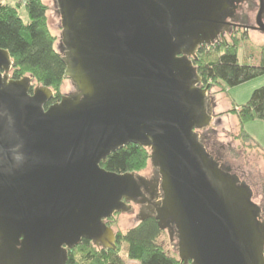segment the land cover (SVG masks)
Masks as SVG:
<instances>
[{
	"label": "water",
	"instance_id": "water-1",
	"mask_svg": "<svg viewBox=\"0 0 264 264\" xmlns=\"http://www.w3.org/2000/svg\"><path fill=\"white\" fill-rule=\"evenodd\" d=\"M234 1L54 0L76 93L49 107L55 92L13 79L0 49V264H68L84 240L116 251L107 221L146 197L135 173L104 165L130 144L152 152L154 213L183 264H264L251 188L199 134L217 104L191 58L217 43Z\"/></svg>",
	"mask_w": 264,
	"mask_h": 264
},
{
	"label": "trees",
	"instance_id": "trees-1",
	"mask_svg": "<svg viewBox=\"0 0 264 264\" xmlns=\"http://www.w3.org/2000/svg\"><path fill=\"white\" fill-rule=\"evenodd\" d=\"M23 3L29 16L27 23L20 15ZM47 10L42 0H18L17 6L0 0V49L9 51L12 57L13 79L20 80L29 74L36 82L52 89L55 95L57 93L56 97L60 99L62 84L68 80L66 65L56 47V37L49 30ZM239 48L236 39L232 43L219 41L202 47L197 58H191L205 87L209 86L210 90L217 88L219 93H225L264 78V46L257 64H241ZM225 114L235 115L238 119L239 132L235 140L250 150L259 148L244 126L253 121L264 123V87L256 89L244 105L232 102V109ZM151 153L149 149L130 144L112 154L104 168L119 174L141 172L147 167ZM160 236L156 222L149 221L118 233L116 251L99 249L84 240L69 253L68 264H123L120 254L122 244L127 246L129 259L139 264H183L177 253L160 243Z\"/></svg>",
	"mask_w": 264,
	"mask_h": 264
},
{
	"label": "rangeland",
	"instance_id": "rangeland-1",
	"mask_svg": "<svg viewBox=\"0 0 264 264\" xmlns=\"http://www.w3.org/2000/svg\"><path fill=\"white\" fill-rule=\"evenodd\" d=\"M4 4H8L11 6H17L18 0H1ZM43 3L47 7V20H48V27L50 32L53 34V36L56 37V47L59 48L60 44V38H61V21L60 17L57 15L55 11V3L53 0H42ZM20 15L24 22L29 21V16L26 12L25 3L21 5L20 9ZM236 39L239 41V60L241 64L244 63H253L257 64L260 60V50L261 47L264 46V34L259 31H250L248 34L244 35H236L235 37H231L229 35L226 36V39L222 40V42H228L232 43V40ZM13 75V71L11 73ZM30 76L29 74L26 75V77ZM31 77V76H30ZM263 78H260L256 81H253L247 85L240 86L234 89H229L225 91V93H219L218 89L212 88L211 92L213 94V98L216 102V104L219 106V104L216 101V96L220 94V97H218L219 101L221 102L219 108L216 107L215 109V118H214V125L213 127L217 130V136L216 139L218 140L219 144H229L232 143L233 147L236 150L237 154H242L243 158H247L245 160L249 166L248 168L254 173V176L258 180V177L261 176V178L264 179V123L261 121L260 123H255L258 126H261L262 129L261 132L257 133L258 137V144L260 145V148H257L255 150H250L249 148L245 147V145L237 140L235 136H237L239 132V126H238V120L235 115H227L225 113L229 112V110L232 109L231 100H229V96H233V93H236V97L238 101H242L241 103H238V105H244L248 102L247 92L249 91L250 84H253L257 81H260ZM34 85L36 86H43L42 84L34 81ZM254 89L253 91H255ZM75 91L72 83L70 80H65L62 84L60 95L59 97L73 93ZM252 91V93H253ZM215 92H218L217 94ZM252 93L250 95H252ZM57 95V93H56ZM244 101V102H243ZM222 112V113H220ZM225 114V115H222ZM262 124V125H261ZM231 161H234V158L231 156L229 157ZM243 161V159H242ZM235 163V162H233ZM152 173V166L151 162L149 160L147 167L140 172V174L143 175H150ZM260 178V177H259ZM110 227H112L115 232L118 234L120 232H125L135 226H137V222L135 219L128 214H117L113 218L110 219V222L108 223ZM160 243L163 244L168 250L173 251L169 244V238L167 234H163L161 238L159 239ZM175 253V252H174ZM120 254L124 260L123 264H139L137 261L130 260L127 254V246L125 244H122Z\"/></svg>",
	"mask_w": 264,
	"mask_h": 264
},
{
	"label": "flooded vegetation",
	"instance_id": "flooded-vegetation-1",
	"mask_svg": "<svg viewBox=\"0 0 264 264\" xmlns=\"http://www.w3.org/2000/svg\"><path fill=\"white\" fill-rule=\"evenodd\" d=\"M54 1V0H53ZM55 3V2H54ZM233 9L224 17L222 29L220 30V36L217 38V42L226 39L229 35L232 38L236 35H246L250 31H253L257 26V16L259 13L260 3L259 0H238L233 2ZM57 13V9L55 8ZM62 33V32H61ZM59 50V48H58ZM60 52V50H59ZM73 93H76L75 91ZM72 94V93H70ZM66 94L58 99L56 95L48 103L46 107H49L57 102L61 101V98L68 96ZM214 121L211 127L200 131V135L205 141L206 149L209 155L212 156L218 165L223 169H229V174L234 177L237 181L246 183L252 191V202L259 208V218L264 222V179L261 176L258 180L254 176V173L248 168L249 164L245 161L247 158H243L242 154H237L232 143L229 144H219L216 139L217 130L213 127ZM212 135H214L212 137ZM234 158L231 161L229 157ZM243 159V161H242ZM152 166V173L150 175H143L140 172H134L137 179H139L143 193L145 194V199H140L136 203H132L133 206L131 212L126 213L131 215L137 225L149 221H154L158 225V228L163 234H167L169 238V244L173 251L177 253L178 247V237L175 235L174 239H171L169 230H162L159 226V221H157V215L154 213V205L160 202L159 195H157L155 180L159 179V175L150 160ZM235 162V163H233ZM110 222L107 221V224ZM160 236V238H161Z\"/></svg>",
	"mask_w": 264,
	"mask_h": 264
},
{
	"label": "crops",
	"instance_id": "crops-1",
	"mask_svg": "<svg viewBox=\"0 0 264 264\" xmlns=\"http://www.w3.org/2000/svg\"><path fill=\"white\" fill-rule=\"evenodd\" d=\"M251 86H249V91L247 92V97L249 96H251L250 94L252 93V91L254 90V89H259V88H261V87H264V78L263 79H261L260 81H257V82H255V83H253V84H250ZM254 92V91H253ZM233 96L235 97V99L233 98V97H230L229 96V100H231V104H232V102H235L236 104H238V103H241L242 101H238L237 100V97H236V93H233ZM218 97H220V94H218L217 96H216V101H217V103L219 104V106H220V104H221V102L219 101V99H218ZM249 97H248V99H249ZM244 102V101H243ZM219 106L217 105V108H219ZM220 113H222V112H220ZM237 118V117H236ZM238 120V119H237ZM261 121H253V122H249V123H247L245 126H244V129H245V131H246V133L250 136V138H251V140L260 148V149H262L261 147H260V145L258 144V135H257V133L258 132H261V130L260 129H262V127L261 126H258V125H256L257 123H260ZM256 123V124H255ZM262 125V124H261ZM238 126H239V124H238ZM263 150V149H262Z\"/></svg>",
	"mask_w": 264,
	"mask_h": 264
}]
</instances>
